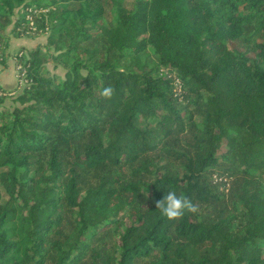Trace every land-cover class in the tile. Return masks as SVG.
Masks as SVG:
<instances>
[{
	"label": "trees",
	"instance_id": "trees-1",
	"mask_svg": "<svg viewBox=\"0 0 264 264\" xmlns=\"http://www.w3.org/2000/svg\"><path fill=\"white\" fill-rule=\"evenodd\" d=\"M32 4L46 41L11 104L0 85V264H264V0H0V62ZM170 190L198 211L161 215Z\"/></svg>",
	"mask_w": 264,
	"mask_h": 264
},
{
	"label": "rangeland",
	"instance_id": "rangeland-1",
	"mask_svg": "<svg viewBox=\"0 0 264 264\" xmlns=\"http://www.w3.org/2000/svg\"><path fill=\"white\" fill-rule=\"evenodd\" d=\"M126 5L127 6H132V4L134 3L135 0H124ZM41 6V12H46L47 9L49 8L48 6H43V5H40ZM38 6V7H40ZM18 11L17 8L14 9V13L12 14L11 18H12V21L11 23L6 27V32L8 34V39H10V36H15L13 34V32L11 31V27L14 23V21H16V17H17V13L15 11ZM21 11H18V15H20ZM19 36H27V37H35V36H42L43 38L46 36V33H42L38 30H35V29H32L30 27H27L26 29L22 30V34L19 35ZM40 44L39 42H36L35 46ZM41 45V44H40ZM33 45V47H35ZM6 51H8V54L11 56V54L14 56L15 58V78H16V87L12 88V90L8 91L6 94H7V98H6V101H5V104H11L13 101L11 98V96H14L15 93H16V90L18 89V87H20L22 83H20V81L18 80V77H19V74H20V71L18 70V64L19 62L16 61L17 57H19V54H23L25 53L26 51L24 50H21L20 48L17 49L15 52H14V48L13 46H10L8 45L6 50H5V53ZM5 61H6V54H5ZM1 64H5V62H0ZM44 71L47 72V73H50V74H53V73H57V74H63L64 72V69L60 66H54L52 61H48L46 64H45V68H44ZM159 71L160 72H168L167 69L165 68H159ZM168 74H171V73H168ZM175 85H176V90L180 91V89L182 88V84L181 82L178 80V79H175ZM16 88V89H15ZM222 148H224V145H222ZM215 175V174H213ZM224 180V179H223Z\"/></svg>",
	"mask_w": 264,
	"mask_h": 264
},
{
	"label": "clouds",
	"instance_id": "clouds-1",
	"mask_svg": "<svg viewBox=\"0 0 264 264\" xmlns=\"http://www.w3.org/2000/svg\"><path fill=\"white\" fill-rule=\"evenodd\" d=\"M114 95V89L111 85L103 87L100 96L104 99L110 100ZM147 196V193H145ZM156 209H159L161 215L168 220H179L185 211L196 213L198 211L197 205L185 196H178L175 191H169L162 199L155 201Z\"/></svg>",
	"mask_w": 264,
	"mask_h": 264
},
{
	"label": "crops",
	"instance_id": "crops-1",
	"mask_svg": "<svg viewBox=\"0 0 264 264\" xmlns=\"http://www.w3.org/2000/svg\"><path fill=\"white\" fill-rule=\"evenodd\" d=\"M46 36L43 38L42 36L35 37H27V36H10L9 45L13 46L14 52L17 49H23L27 51L30 48L35 46L36 42L40 44L45 43ZM6 61L5 64L0 63V85L6 89H12L16 87V78H15V58L11 54H8L6 51Z\"/></svg>",
	"mask_w": 264,
	"mask_h": 264
},
{
	"label": "built area",
	"instance_id": "built-area-1",
	"mask_svg": "<svg viewBox=\"0 0 264 264\" xmlns=\"http://www.w3.org/2000/svg\"><path fill=\"white\" fill-rule=\"evenodd\" d=\"M41 10H42L41 7H38V6H36L35 4H32V5H26V6H24V7L22 6V7L20 8L21 13L24 14V12H25V18H26V20H27L26 23H27L28 27H30V28H32V29H35V30H38V31L41 30V29L37 26V24L35 23V19H34V15L40 13ZM20 54H21V53H20ZM18 65H19V66H18V70L20 71V74H19L18 80L20 81V83H22V84H20V85L22 86L23 84L26 83L27 79H26V77H25V70H24L22 64L19 63ZM21 86H20V87H21Z\"/></svg>",
	"mask_w": 264,
	"mask_h": 264
}]
</instances>
